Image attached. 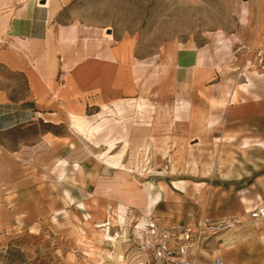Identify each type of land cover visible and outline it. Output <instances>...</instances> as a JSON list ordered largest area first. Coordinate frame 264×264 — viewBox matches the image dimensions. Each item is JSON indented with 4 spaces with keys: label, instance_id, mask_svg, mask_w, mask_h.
I'll list each match as a JSON object with an SVG mask.
<instances>
[{
    "label": "rangeland",
    "instance_id": "rangeland-1",
    "mask_svg": "<svg viewBox=\"0 0 264 264\" xmlns=\"http://www.w3.org/2000/svg\"><path fill=\"white\" fill-rule=\"evenodd\" d=\"M13 1L0 0V14ZM64 4L60 22L99 27L104 36L133 41L141 65L139 92L93 109V114L72 115L79 142L74 147L82 156L78 163L93 165L95 173L84 190L85 196L86 191L97 196L90 204L86 199L74 204L69 190V203L62 201L63 186L57 181L67 175L63 169L68 162H59L57 177L54 159L67 150L61 144H41L46 131L68 136L67 124L37 120L0 132V264H155L138 247L135 225L142 216L163 214L180 222L200 212L216 222L232 220L217 215L215 200L226 194L247 202L246 210L264 204L258 182L262 171L254 172L250 184L226 192L215 174L231 177L241 163L235 152H243L240 147L264 150V127L253 134L229 125L232 107L264 104V0ZM173 45L199 49V63L211 82L191 90L190 73L176 82V72L165 64ZM14 78L15 90L22 91L23 76ZM198 131L202 137L187 134ZM158 149L161 155H156ZM251 153L262 156L254 148ZM104 198L108 204L101 205L98 199ZM262 234L264 221H240L206 238L197 255L202 264H250L255 255L264 264Z\"/></svg>",
    "mask_w": 264,
    "mask_h": 264
},
{
    "label": "crops",
    "instance_id": "crops-1",
    "mask_svg": "<svg viewBox=\"0 0 264 264\" xmlns=\"http://www.w3.org/2000/svg\"><path fill=\"white\" fill-rule=\"evenodd\" d=\"M62 5H65L64 0L58 2L46 0L45 4L39 0H14L11 5L3 8L0 14V68L5 71V73L0 71V132L19 124L35 123L37 120L54 125L67 124L68 136L51 135L50 131H46L41 144L50 145L51 142L61 144L67 150L54 159V166L58 167L55 169L57 177L60 171L59 162L62 160L68 162V165L62 168L67 175L58 178L57 181L63 186L62 201L69 203L65 195V191L69 190L72 197L77 200L74 204L83 199H86L85 204H90L91 197L96 195L94 192L86 191L88 196H85L84 190L95 173L91 171L93 165L87 168L88 166L78 163L82 156L74 147L79 142L75 137L77 131L73 126L72 115L93 114L91 112L93 109L96 112L104 105H111L116 100L137 94L141 65L131 39L104 36L102 30L95 26L60 22L58 17L63 9ZM260 15L264 18V8ZM168 53L165 64L176 72L174 77L176 82H184L185 78L182 75L190 73L188 85L193 90L213 79H208L199 63V49L173 45L169 47ZM15 75L24 78L25 88L22 91L15 90ZM229 117L232 120L229 123L231 130L245 127L253 134L260 133L264 126L259 125L257 128V124L261 120L264 121V104L254 108L250 104L232 107L229 110ZM159 128L160 124L156 122L157 134ZM210 128L211 125L208 123L204 126L206 134ZM192 133L187 134L197 138L198 135L202 137L203 132ZM52 137L56 138L57 142L52 140ZM154 140L156 139H152V144L158 145ZM253 148L261 152L262 156L253 155L251 153ZM240 149L243 152L241 150L235 152L241 163L234 166L231 177H222L215 172L221 177L222 184L219 185L223 186L224 192L231 187L236 190L245 183L250 184L252 178L256 176L254 172L262 171L258 182L261 183V191L264 194V150L258 147ZM156 155H161V149H158ZM76 164H79L78 169ZM103 168L105 170L108 167ZM167 175L175 176L169 173ZM191 175L203 178L202 174ZM104 197L109 196L105 194ZM98 200L101 205L104 202L108 204L105 198ZM215 202L219 216L235 217L242 221L253 220L247 213L250 210H246L248 203L240 200L238 196L230 198L227 194L222 195ZM63 208H66V205H63ZM202 215L203 213L198 212L197 215L192 214L186 220L178 222L158 214L160 216L158 221L164 226L195 224ZM261 237L264 239V234ZM256 258L255 255L250 264L261 262L256 261Z\"/></svg>",
    "mask_w": 264,
    "mask_h": 264
},
{
    "label": "built area",
    "instance_id": "built-area-1",
    "mask_svg": "<svg viewBox=\"0 0 264 264\" xmlns=\"http://www.w3.org/2000/svg\"><path fill=\"white\" fill-rule=\"evenodd\" d=\"M253 220L264 219V204L247 212ZM241 220L214 221L201 217L195 224L162 225L152 214L145 216L143 225L136 223L138 247L148 262L155 264H202L198 249L210 235L228 227L235 226Z\"/></svg>",
    "mask_w": 264,
    "mask_h": 264
},
{
    "label": "bare ground",
    "instance_id": "bare-ground-1",
    "mask_svg": "<svg viewBox=\"0 0 264 264\" xmlns=\"http://www.w3.org/2000/svg\"><path fill=\"white\" fill-rule=\"evenodd\" d=\"M145 216H147V215H144V216H142L138 221H139V223H140V225H143L144 224V221H145ZM156 217V216H155ZM157 218V217H156ZM158 220H160V218H157ZM242 221V220H241ZM102 226H105V225H103V224H100V225H98V227H102Z\"/></svg>",
    "mask_w": 264,
    "mask_h": 264
}]
</instances>
